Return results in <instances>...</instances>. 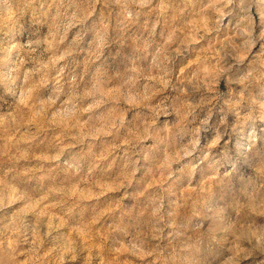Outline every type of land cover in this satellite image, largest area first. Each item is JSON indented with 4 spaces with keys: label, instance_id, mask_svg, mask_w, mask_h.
Listing matches in <instances>:
<instances>
[{
    "label": "clouds",
    "instance_id": "obj_1",
    "mask_svg": "<svg viewBox=\"0 0 264 264\" xmlns=\"http://www.w3.org/2000/svg\"><path fill=\"white\" fill-rule=\"evenodd\" d=\"M0 264H264V0H0Z\"/></svg>",
    "mask_w": 264,
    "mask_h": 264
}]
</instances>
